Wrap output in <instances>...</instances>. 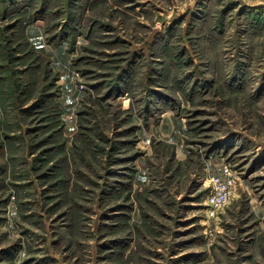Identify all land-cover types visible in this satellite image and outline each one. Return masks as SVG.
I'll list each match as a JSON object with an SVG mask.
<instances>
[{
	"label": "rangeland",
	"instance_id": "rangeland-1",
	"mask_svg": "<svg viewBox=\"0 0 264 264\" xmlns=\"http://www.w3.org/2000/svg\"><path fill=\"white\" fill-rule=\"evenodd\" d=\"M0 264H264V0H0Z\"/></svg>",
	"mask_w": 264,
	"mask_h": 264
},
{
	"label": "built area",
	"instance_id": "built-area-1",
	"mask_svg": "<svg viewBox=\"0 0 264 264\" xmlns=\"http://www.w3.org/2000/svg\"><path fill=\"white\" fill-rule=\"evenodd\" d=\"M205 178L208 184L206 203L213 212L229 200L235 189L237 176L229 165L221 164L217 172L207 171Z\"/></svg>",
	"mask_w": 264,
	"mask_h": 264
}]
</instances>
